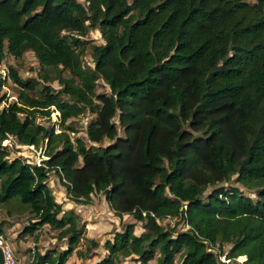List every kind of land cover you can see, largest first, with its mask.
I'll list each match as a JSON object with an SVG mask.
<instances>
[{"label":"trees","instance_id":"obj_1","mask_svg":"<svg viewBox=\"0 0 264 264\" xmlns=\"http://www.w3.org/2000/svg\"><path fill=\"white\" fill-rule=\"evenodd\" d=\"M96 29L101 44L88 39ZM27 51L38 76L11 67L0 79V93L8 79L18 87L15 100L0 94V205L28 209L23 235L48 225L65 243L34 249L30 264L99 247L56 200L51 172L70 200L102 193L145 223L141 234L125 224L87 264H264V0H0V62ZM55 112L52 126L38 121ZM88 113L86 140L74 118ZM8 139L42 149L41 164Z\"/></svg>","mask_w":264,"mask_h":264},{"label":"rangeland","instance_id":"obj_2","mask_svg":"<svg viewBox=\"0 0 264 264\" xmlns=\"http://www.w3.org/2000/svg\"><path fill=\"white\" fill-rule=\"evenodd\" d=\"M85 2V0H80ZM254 2L256 0H248ZM88 39L93 43L101 44L104 42L102 33L100 30H92ZM84 61L86 65L93 66L94 61L91 55V50L84 55ZM2 66L0 70L8 71L11 67L15 68L20 76L23 78L37 77L40 72V65L37 57L33 51H27L23 57L20 59L14 58L11 55H7L6 58L1 62ZM3 77V73L0 72V79ZM52 86L56 89H60V84L55 81ZM99 92H110V88L104 80H100L98 84ZM0 94H6L8 99L15 100L18 96V87L8 79V82L1 90ZM59 117V112H55L52 115V119H47L39 117L38 121L44 124L52 126L57 118ZM94 118L91 113L82 115L80 117L74 118L75 125L77 128V133L74 136H87V125L90 120ZM122 132V130L120 131ZM87 140V138H86ZM109 140H105L104 145H106ZM12 148L14 155L23 156L28 162L31 163H41L42 158H44V152L42 149H36L33 146L20 145L16 143L14 139H8L4 142ZM89 145L90 142H89ZM49 185L52 188L56 200L64 205V209L73 208L82 218L83 221L87 223V237L94 238L99 242V247L94 249L91 257L87 260L82 261L76 254L70 257L69 263L73 264H87L92 261H96L108 254V250L105 247L106 242L110 239L112 240L115 233L122 231L125 224L135 223L136 234H141L146 229L144 228V222L136 220L133 215L125 214L123 217L115 215L110 203L106 199V196L102 193L92 194V200L89 204L77 203L70 200L68 197L67 189L61 182L59 176L55 172L50 173ZM232 182L229 185H233ZM210 189L208 190V192ZM14 199L9 202V204L0 205V224L2 233L6 235L9 241L12 243L18 257V264H30L32 260V254L34 249H39L44 251L47 247L58 246L63 247L65 243L59 242L56 238L57 230L51 229L48 225H45L42 229L36 232V235L26 234L23 235L22 232L24 227L29 223V218L31 213L24 206L19 205ZM19 201V200H18ZM176 219H167L161 223L164 225L173 226ZM186 226H179V229H184ZM65 247V246H64ZM230 245H226L225 248L229 249ZM226 256H222L225 258ZM246 259V258H245ZM240 256L237 258L238 262L243 264L244 260ZM180 259H178L179 261ZM117 264H138L134 257H123L117 261Z\"/></svg>","mask_w":264,"mask_h":264},{"label":"built area","instance_id":"obj_3","mask_svg":"<svg viewBox=\"0 0 264 264\" xmlns=\"http://www.w3.org/2000/svg\"><path fill=\"white\" fill-rule=\"evenodd\" d=\"M1 66L2 64L0 62V68ZM0 72L3 73V78L7 77L8 74L5 70H0ZM40 164L41 163H39V165ZM0 252L2 254L3 264H18V257L15 248L4 233H0ZM222 259L226 260V258Z\"/></svg>","mask_w":264,"mask_h":264}]
</instances>
